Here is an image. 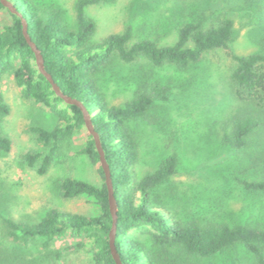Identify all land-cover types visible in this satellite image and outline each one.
I'll use <instances>...</instances> for the list:
<instances>
[{
	"label": "trees",
	"instance_id": "obj_1",
	"mask_svg": "<svg viewBox=\"0 0 264 264\" xmlns=\"http://www.w3.org/2000/svg\"><path fill=\"white\" fill-rule=\"evenodd\" d=\"M8 1L18 14L0 1V11H7L11 18L8 24H0V81L11 74L21 98L48 109L56 120L50 131L39 126L30 128L41 149L22 155V161L39 175H45L60 154L61 143L86 129L81 109L59 98L39 73L23 33L25 21L29 37L41 52L45 70L65 95L81 102L99 134L118 207L115 247L121 263L264 264V0H235L241 13L249 12L255 22L250 32L258 50L245 56L235 54L231 47L234 20L230 17L209 24L199 19L184 22L172 45L136 38L131 26L94 42L97 27L87 9L111 5L116 0H77L73 26L56 6L39 0ZM220 49L227 50L233 63L229 76L232 92L244 105L236 116L223 121L221 145L235 150L255 149L252 163L262 166L260 177L244 182L247 189L258 195L259 204L254 205L257 207L253 211L259 218L254 221L185 220L177 218L168 206L160 205L155 192L176 174L177 156L171 155L155 171L136 179L134 167L139 153L131 125L148 116L157 105L166 103L171 89L160 82L142 79L136 83L130 100L112 106L99 82L100 73L114 61L131 65L144 60L153 68L170 66L187 72L206 53ZM8 113L9 107L0 95V119ZM11 148V140L0 134V154L10 153ZM76 154L85 155L97 166L102 183L95 186L65 177L58 184L59 193L65 200L92 198L98 215L90 217L51 208L36 223L1 215L5 237L22 248L42 240L45 251L55 241L70 237L77 240L72 248L84 251L91 264H116L109 244L113 220L108 189L90 134ZM134 232H141L146 241ZM5 252L8 253L1 248L0 264L15 263Z\"/></svg>",
	"mask_w": 264,
	"mask_h": 264
},
{
	"label": "rangeland",
	"instance_id": "obj_2",
	"mask_svg": "<svg viewBox=\"0 0 264 264\" xmlns=\"http://www.w3.org/2000/svg\"><path fill=\"white\" fill-rule=\"evenodd\" d=\"M39 2L60 8L68 24L74 25L77 0ZM236 3L235 0H116L111 5L91 6L86 13L96 23L94 42L131 26L136 38L157 39L163 46L175 43L176 31L184 22L199 19L209 24L230 17L234 20L231 47L235 54L245 56L258 50L250 32L255 22L249 12L241 13ZM10 19L7 11H0V24H8ZM232 67L227 50L220 49L206 53L187 72L170 66L153 68L140 60L131 65L114 61L99 75L102 90L112 106L130 100L136 83L142 79L160 82L171 89L169 100L132 124L131 129L138 143L136 179L155 171L171 155L177 156L176 174L155 192L159 204L168 206L177 218L229 223L259 218L253 211L257 207L254 205L259 204L258 195L244 186V182L260 177L262 171V166L251 160L255 149L235 150L223 147L220 142L223 121L244 108L232 92L229 80ZM0 95L9 107L8 115L0 119V134L12 143L10 153L0 154V250L8 251L5 253L15 259V263L8 264H91L84 251L72 248L77 240L70 237L55 241L48 251L43 249L42 240L22 248L6 239L1 215L28 223L39 222L51 208L97 216L98 207L92 198L65 200L58 184L65 177L95 186H100L102 180L97 166L85 155L76 154L86 143L89 135L86 129L61 143L60 154L45 175L29 168L22 155L41 149L30 128L39 126L50 131L56 120L48 109L21 98L11 74L0 81ZM261 200L264 202V198ZM134 235L146 241L141 232Z\"/></svg>",
	"mask_w": 264,
	"mask_h": 264
},
{
	"label": "water",
	"instance_id": "obj_3",
	"mask_svg": "<svg viewBox=\"0 0 264 264\" xmlns=\"http://www.w3.org/2000/svg\"><path fill=\"white\" fill-rule=\"evenodd\" d=\"M0 1L11 12L18 14L17 10L14 8V6L12 5V3L10 1H8V0H0ZM23 33H24V36L27 40V43L29 44V46L31 47V49L35 55V63H36V67H37L39 73L42 74L47 79V81L50 83L54 93L59 98H61L65 103L76 105L83 112L84 120H85V127H86V130L88 131V133L93 137V139L95 141L96 149L99 153L100 165H101V168L103 170V173L105 176V183H106V186L108 189L109 208H110V213H111L112 220H113L112 229H111L110 234H109V244H110L112 257H113L116 264H122L120 257L117 253L116 247H115V234H116L118 207H117V202H116L114 192H113L110 168H109V165L105 159V155H104V152H103V149L101 146L99 134L95 131L93 124H92V121H91V118H90V115L88 114L85 107L81 104V102H79L75 99H72L71 97L65 95L61 91L59 86L55 83L52 76L45 70L44 60H43V57L41 55V52L38 50L37 46L32 42L31 38L29 37L28 32H27V24L25 21H23Z\"/></svg>",
	"mask_w": 264,
	"mask_h": 264
}]
</instances>
